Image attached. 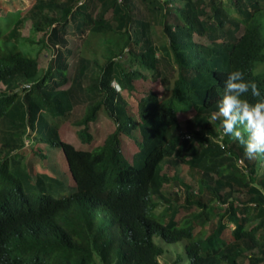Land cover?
I'll list each match as a JSON object with an SVG mask.
<instances>
[{
	"label": "trees",
	"instance_id": "obj_1",
	"mask_svg": "<svg viewBox=\"0 0 264 264\" xmlns=\"http://www.w3.org/2000/svg\"><path fill=\"white\" fill-rule=\"evenodd\" d=\"M4 1L0 264H161L166 248L172 264H264V154L247 157L243 144L223 135V118L211 119L230 71L264 95V0H30L27 11H7ZM156 29L166 43L155 44ZM71 33L125 41L103 62L80 56L70 80ZM47 48L52 57L41 69ZM125 55L162 87L137 95L136 110L125 94L147 76L126 70ZM94 63L99 73L85 81ZM79 105L74 126L84 149L59 135ZM101 111L115 129L92 146L89 125ZM21 129L34 154L46 158L42 142L63 152L73 187L33 169L14 133ZM126 140L137 150L125 149Z\"/></svg>",
	"mask_w": 264,
	"mask_h": 264
},
{
	"label": "rangeland",
	"instance_id": "obj_2",
	"mask_svg": "<svg viewBox=\"0 0 264 264\" xmlns=\"http://www.w3.org/2000/svg\"><path fill=\"white\" fill-rule=\"evenodd\" d=\"M178 1V0H177ZM31 1L30 0H5L4 1V6L5 9L8 11H16V10H21V11H27L31 7ZM3 30H6V25L5 22L3 21ZM4 32V31H3ZM22 34L24 37H28L31 35V21H27L25 27L22 30ZM4 37L5 34L3 33V37L0 41V45L4 46ZM42 37V33L36 34L34 39L39 40ZM154 42L157 45H161L163 43H166L165 37L162 35V32L158 29H156V32L154 33ZM124 41H125V36L120 35V34H114L110 33L107 35H99V34H92V33H87L85 35H75L71 33L69 35V42H70V48L73 49V55L69 59V71H68V76L70 80L72 79V76L74 74V71L77 66V61L81 57H89V58H97L101 62H103L107 57H109L111 54L116 55L120 53V49L124 46ZM52 57V51L47 48L43 50L39 57H38V62H39V67L41 69H46L49 63V60ZM92 60V59H91ZM123 66L125 67L126 70H140L145 75L147 76L146 80H140L136 81L137 82V90L134 95H128L125 94L128 97V100L130 103L134 106L133 108L136 110L137 106V95L142 94L145 91H156V92H161V85L158 82H155L151 79V73L146 71L144 68H139V66L134 62L131 57L125 55L123 60L121 61ZM89 72L87 75V80L88 81L90 78H93L96 76L99 72L98 67L96 64H91L89 68ZM86 84V83H85ZM69 87V84H66L62 86L63 89H66ZM5 89V86L0 83V93ZM22 93V91H20ZM84 105H79L76 107L73 111V113L70 115L68 120L62 122L60 124L59 128V135L62 140L68 141L72 144H74L76 147H80V149H84V146L82 145L81 141L77 137V131L80 129V127L74 126V122H76L77 119H79L83 112H84ZM102 113L99 115V119L89 125V132L93 136V142L92 146L95 145H100L104 142L105 138L107 137L108 134H110L114 129H115V123L113 120L108 118V116L105 114V112L101 111ZM192 115V112H188L187 114L180 115L181 120H184L186 117L188 118L189 116ZM49 119V117H47ZM50 120V119H49ZM50 122H54L50 120ZM42 124V123H41ZM3 129H6L5 124H0V133L3 134ZM28 131V130H27ZM25 131V129H21V133H18L14 130V133L18 136H22L23 142L22 144L24 145L26 150V153L28 155L31 154V162L33 164V169L38 172V173H47L52 176H54L59 182L64 186L66 190H69L71 187L74 186L72 177L70 175L69 169L67 162L65 160V157L63 155V152L61 150H57L51 147H46V145L42 142V144L39 146L42 150L46 158H42L41 155H36L33 153L34 148L36 146L34 140L28 132ZM31 135H35L34 131H30ZM40 141H42L43 138V128L41 127L40 130ZM6 134V133H5ZM126 135H124L125 139ZM29 147H26L28 146ZM88 145H86L87 147ZM124 147L127 149L128 147H132L134 151L137 150L136 146L129 140H126V143L124 142ZM33 149V150H32ZM130 153H127V157H132V151ZM185 170L186 167H183ZM174 169L170 171V173H173ZM215 223H211L208 227L206 232L210 233L212 229L214 228ZM156 243H160V239H156ZM182 246V244H178ZM178 253L181 252V249L176 246ZM170 250V253L165 252V254L160 258L161 264H172L173 259L176 258L174 250L173 249H168L166 248V251ZM242 264H248L246 260L241 261Z\"/></svg>",
	"mask_w": 264,
	"mask_h": 264
},
{
	"label": "clouds",
	"instance_id": "obj_3",
	"mask_svg": "<svg viewBox=\"0 0 264 264\" xmlns=\"http://www.w3.org/2000/svg\"><path fill=\"white\" fill-rule=\"evenodd\" d=\"M223 91L216 100L218 111L212 120L222 117L223 135L243 144L244 154H264V95L254 80H246L239 70L230 71L223 81ZM254 102H249V93Z\"/></svg>",
	"mask_w": 264,
	"mask_h": 264
},
{
	"label": "built area",
	"instance_id": "obj_4",
	"mask_svg": "<svg viewBox=\"0 0 264 264\" xmlns=\"http://www.w3.org/2000/svg\"><path fill=\"white\" fill-rule=\"evenodd\" d=\"M84 2V0H78V5H82V3ZM28 87V86H27ZM113 87L117 92H121V87L119 86V84L117 82H113Z\"/></svg>",
	"mask_w": 264,
	"mask_h": 264
}]
</instances>
